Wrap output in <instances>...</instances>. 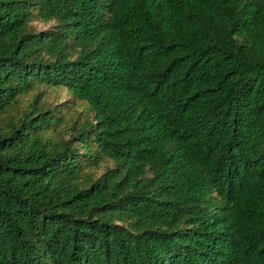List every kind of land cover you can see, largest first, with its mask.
Wrapping results in <instances>:
<instances>
[{
  "label": "trees",
  "instance_id": "obj_1",
  "mask_svg": "<svg viewBox=\"0 0 264 264\" xmlns=\"http://www.w3.org/2000/svg\"><path fill=\"white\" fill-rule=\"evenodd\" d=\"M0 264H264V0H0Z\"/></svg>",
  "mask_w": 264,
  "mask_h": 264
},
{
  "label": "rangeland",
  "instance_id": "obj_2",
  "mask_svg": "<svg viewBox=\"0 0 264 264\" xmlns=\"http://www.w3.org/2000/svg\"><path fill=\"white\" fill-rule=\"evenodd\" d=\"M37 26H38V28H40V29H41V28H44V25L41 24V23H38ZM53 97H58V98H61V99H63V100H66V99L69 98L67 92H62L61 94H58L57 92H54V93H53Z\"/></svg>",
  "mask_w": 264,
  "mask_h": 264
}]
</instances>
